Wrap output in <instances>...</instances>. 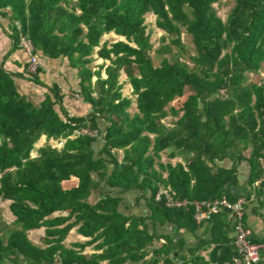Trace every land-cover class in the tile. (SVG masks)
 <instances>
[{
	"label": "trees",
	"instance_id": "trees-1",
	"mask_svg": "<svg viewBox=\"0 0 264 264\" xmlns=\"http://www.w3.org/2000/svg\"><path fill=\"white\" fill-rule=\"evenodd\" d=\"M222 1L0 0L14 45L24 35L39 60L66 59L91 110L70 115L60 87L41 80V66L37 74L27 67L14 74L0 64V201H10L15 218L9 226L0 217V264H236L222 218L227 211L198 223L192 207L168 208L156 200L164 186L189 201L235 203L243 162L249 186L260 182L256 195L264 188V70L260 82L250 78L264 66V0H236L226 20L214 7ZM149 13L166 34L163 43L169 40L159 51H185L182 36L191 38L189 63L164 58L154 65ZM113 32L125 41L103 44ZM95 55L106 63L94 69ZM122 74L137 97L134 115ZM19 78L43 94H23ZM179 100V107L170 106ZM170 115L178 117L171 129L163 123ZM83 128L105 135L97 151L98 137L74 136ZM43 136L65 142L59 149L41 147L33 157ZM168 150L170 157L189 155L187 163H161ZM227 159L231 167L218 165ZM133 192L141 193L150 215L122 211L123 196ZM167 224L173 238L158 236V226ZM205 224L210 240L185 247L178 239L182 230L197 235ZM42 228L43 248L29 239L30 231ZM74 228L90 241L66 248ZM92 245L95 253L85 254ZM212 245L206 261L199 254Z\"/></svg>",
	"mask_w": 264,
	"mask_h": 264
},
{
	"label": "crops",
	"instance_id": "crops-1",
	"mask_svg": "<svg viewBox=\"0 0 264 264\" xmlns=\"http://www.w3.org/2000/svg\"><path fill=\"white\" fill-rule=\"evenodd\" d=\"M120 37L121 36L117 35L114 32L110 34H106L103 39V44L108 43V41L112 38H119V39L115 41H111V44H116L118 43V41H123L120 40ZM101 60L103 62L105 61L103 59ZM28 62H29V56L27 55V53L14 45V40L12 39L11 36L9 19L7 17L0 16V64L4 65L5 69L9 72H12L14 74H24ZM40 65L41 68L43 69V73L40 76L41 80L46 84L51 85L55 83L60 87L62 94L64 95V106L70 115L85 116L91 111L88 105L84 103L83 98L79 94L80 78L77 75L76 70L68 66V62L66 59H51L47 57H41ZM104 74H105L104 77L106 78L107 74L105 72ZM17 83L21 92L25 95H29L31 98L36 97V95L39 98L38 94L39 95L43 94L42 89L36 87L34 88L32 85H30L29 82H27L23 78H19L17 80ZM26 84L28 85V87L26 86ZM26 87L28 89H26ZM136 113H138V108ZM101 126L105 128V123L102 122ZM152 139H154L153 135H152ZM45 141L48 140L46 139V136H43L39 142L42 144ZM38 148L40 149V147ZM170 152L171 151L168 150L166 151V154L165 152H163L164 154L163 153L161 154V163L163 164L171 163L173 166L176 165L177 163H182L183 165L187 163L189 159V155L185 154L182 151H177L175 157H170L169 156ZM37 155H33V157H36ZM120 156L121 158L120 157L119 158L121 160L123 158L122 151H120ZM218 165L229 168L231 167L232 162L227 159L222 162H218ZM163 175L164 177L167 176L166 173H163ZM248 179H249V165L247 162H243L239 167L240 184L237 187H233V191L235 197L239 198L245 196L248 199V204L246 205V210H245V219L253 232L251 241L256 243V242L264 241V188H262V191L260 190V195L257 196L255 190L258 189L260 182H258V184H256L257 183L256 182L253 186H249ZM90 201L92 203H96V200L94 198H90ZM120 208L126 214H130L131 212L139 216H147L151 214V211L147 206V202L141 199L140 192L125 194L123 196V200L120 205ZM59 215L63 216L66 215V213L57 212L54 214V216H59ZM222 218L225 220V222L228 223V226L225 228V231L229 240L233 242L234 231L230 220V214L227 212V214L224 215ZM39 230H34V231H39ZM208 230L209 229H207L206 224L203 228H201L197 232V235H191L189 234V232L182 230L180 232L178 239L184 240L185 247H196L200 241H207L211 239L210 234L207 235ZM34 231H30L29 235L31 234V232ZM72 231H70L72 232V236L69 235L68 236L70 239L76 237L75 238L76 240L72 242L73 244L76 243L84 244L90 241V239H86L80 236L77 232V228H74ZM157 232H158V236H169L173 238L175 235L172 225L170 224H167L163 227L158 226ZM29 239L32 241V243L38 245V243L35 242L31 238V236H29ZM161 242L164 243L163 240ZM95 246L96 245H92L88 247L86 249L87 252L85 251V254L88 255L94 254ZM65 247L69 248L67 246ZM214 248L215 246L212 245L210 249H208L205 252H201L199 255H201V257H203L206 261H208L210 258V253ZM213 264H217V263H213Z\"/></svg>",
	"mask_w": 264,
	"mask_h": 264
},
{
	"label": "built area",
	"instance_id": "built-area-1",
	"mask_svg": "<svg viewBox=\"0 0 264 264\" xmlns=\"http://www.w3.org/2000/svg\"><path fill=\"white\" fill-rule=\"evenodd\" d=\"M18 47L27 53L29 56V62L27 65V71L29 74H37L40 69V60L35 53L32 41L24 35H20ZM76 135H89L92 137H98L100 140H104V136L96 130L90 128H83L74 134ZM53 148H61L65 141H54ZM257 181L256 184H258ZM157 201H163L168 208H185L192 207L195 209V219L198 223L208 221L215 214L222 211H227L230 214V220L234 231L233 245L238 252V257L235 259L236 264H258L264 260V241L252 242L251 238L253 232L245 219L246 205L248 199L245 196L239 197L237 202L232 203L226 198L215 199L212 201H189L182 199L176 195L170 188L160 186L158 193L156 194Z\"/></svg>",
	"mask_w": 264,
	"mask_h": 264
},
{
	"label": "rangeland",
	"instance_id": "rangeland-1",
	"mask_svg": "<svg viewBox=\"0 0 264 264\" xmlns=\"http://www.w3.org/2000/svg\"><path fill=\"white\" fill-rule=\"evenodd\" d=\"M236 4V0H224L218 4H215L214 7L218 12V15L223 19L226 20L227 16L229 15V13L231 12V10L234 8ZM145 25H146V32L150 37V43L151 45H153V49L150 52V56L153 59V63L155 66H160L161 62L164 58H168L170 61H185L187 63H189V57L192 55H195V46H193L191 38L186 35L183 34L182 36V41L184 43L185 46V51L180 52L179 48L177 47H173V53L168 54L165 52H161L159 51L161 49V47L163 45L169 44V40L166 41V43H163L162 38L166 36V34L161 31L160 29H158L157 25H156V16L153 13H149L145 16ZM119 38H112L109 40V43H111V41H115L118 40ZM120 40L125 41V38L120 37ZM103 63H105V61L103 62L101 59L97 58V55H95V61L94 63L91 65L92 68H97L98 66L103 65ZM107 64L109 65L110 62H107ZM263 70H264V66L262 67L260 73L258 75H252L250 76L252 81L255 82H260L262 76H263ZM105 75V74H104ZM121 83L123 84V94L126 97H129L132 99L133 104L132 107L129 109V112L134 115L137 112V108H136V96L133 94V89L130 85V83L127 80V76L125 74L121 75ZM26 86L28 87V85L26 84ZM26 87V89H28ZM30 91V90H27ZM182 100H179L177 102H175L174 104L171 103L170 106H175V107H179L182 102ZM183 113L180 112V116ZM178 119V117H175L173 115H170L169 117H167L163 123H165L164 125H166L167 128H172L174 126L175 121ZM46 145H55L54 141H45L42 144L40 142H38L36 144L35 150L32 153L33 155H37V152L39 149L38 147H44ZM164 154V153H163ZM166 154V152H165ZM121 158V156H120ZM9 205L10 202L8 201H0V217L2 218V220H4L7 225L12 226L13 221H14V216L12 215V213L10 212L9 209ZM73 232V231H72ZM72 232H70L69 236H72ZM31 236V238L38 243L37 246L39 247H44L43 244V240L45 238V229H40L39 231H34L31 232V234L29 235ZM69 236L66 238V241L64 242V246H71L76 239V237L70 239ZM87 252V251H86Z\"/></svg>",
	"mask_w": 264,
	"mask_h": 264
},
{
	"label": "water",
	"instance_id": "water-1",
	"mask_svg": "<svg viewBox=\"0 0 264 264\" xmlns=\"http://www.w3.org/2000/svg\"><path fill=\"white\" fill-rule=\"evenodd\" d=\"M101 143H104V140H98L97 143L93 144L92 148L94 151H97L98 150V145H100Z\"/></svg>",
	"mask_w": 264,
	"mask_h": 264
}]
</instances>
